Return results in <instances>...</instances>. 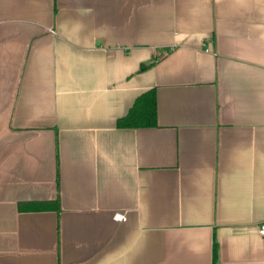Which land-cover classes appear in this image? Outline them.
<instances>
[{"label": "crops", "instance_id": "obj_1", "mask_svg": "<svg viewBox=\"0 0 264 264\" xmlns=\"http://www.w3.org/2000/svg\"><path fill=\"white\" fill-rule=\"evenodd\" d=\"M263 215L264 0H0V264H264Z\"/></svg>", "mask_w": 264, "mask_h": 264}, {"label": "trees", "instance_id": "obj_2", "mask_svg": "<svg viewBox=\"0 0 264 264\" xmlns=\"http://www.w3.org/2000/svg\"><path fill=\"white\" fill-rule=\"evenodd\" d=\"M148 64H141L140 69H144ZM156 124V101L153 89L139 96L133 103L128 113L119 118L117 125L121 127H148ZM58 203V200H56ZM55 204V203H52ZM46 207L48 204H41ZM53 206V205H52ZM216 260V244L213 243V264Z\"/></svg>", "mask_w": 264, "mask_h": 264}, {"label": "built area", "instance_id": "obj_3", "mask_svg": "<svg viewBox=\"0 0 264 264\" xmlns=\"http://www.w3.org/2000/svg\"><path fill=\"white\" fill-rule=\"evenodd\" d=\"M114 216L116 219L119 220L125 219V215L122 213H116ZM257 234L264 239V215L261 220H259V222L257 223Z\"/></svg>", "mask_w": 264, "mask_h": 264}]
</instances>
